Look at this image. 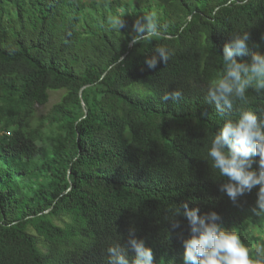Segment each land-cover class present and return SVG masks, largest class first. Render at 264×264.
I'll list each match as a JSON object with an SVG mask.
<instances>
[{"label": "trees", "instance_id": "16d2710c", "mask_svg": "<svg viewBox=\"0 0 264 264\" xmlns=\"http://www.w3.org/2000/svg\"><path fill=\"white\" fill-rule=\"evenodd\" d=\"M151 15L156 34L130 46L134 22ZM243 31L249 50L237 59L264 53V0H0V264H107L129 228L154 264H183L187 219L170 230L165 217L185 203L217 212L253 259L264 255L251 249V227L264 235L258 186L233 205L207 157L226 119L264 109L251 89L224 115L206 102L224 45ZM161 45L170 58L149 69ZM174 90L181 99L162 100Z\"/></svg>", "mask_w": 264, "mask_h": 264}, {"label": "clouds", "instance_id": "9594fccd", "mask_svg": "<svg viewBox=\"0 0 264 264\" xmlns=\"http://www.w3.org/2000/svg\"><path fill=\"white\" fill-rule=\"evenodd\" d=\"M116 23L119 29L124 25L122 19ZM133 27L136 35L130 46L140 45L156 34L157 20L154 15L144 16L137 19ZM249 41L248 31L232 34L230 42L223 47V74L209 82L206 102L221 115L230 112L236 101H244L250 89L264 92V53L254 52L249 60L237 59L248 54ZM169 58V49L161 45L145 63L149 69H154L158 62L167 63ZM119 62H124L123 57H119ZM181 98L182 92L174 90L162 100ZM207 157L218 177L225 179L219 191L226 194L233 205H238L241 197L258 186L252 212L264 219V109H244L239 111L237 119H226L211 139ZM166 212L170 230L180 227L177 219L180 216L186 218L189 225L190 237L183 240V264H264V255L257 253L253 259L238 232L217 222L221 220L217 212L201 215L199 208L190 209L187 203L183 211L174 205ZM127 236V244L114 243L107 248V264H154L152 249L136 237V229L129 228ZM129 248L133 256H129Z\"/></svg>", "mask_w": 264, "mask_h": 264}, {"label": "rangeland", "instance_id": "374dc122", "mask_svg": "<svg viewBox=\"0 0 264 264\" xmlns=\"http://www.w3.org/2000/svg\"><path fill=\"white\" fill-rule=\"evenodd\" d=\"M64 92H65L64 90L50 91L49 101L43 106H37L35 114L31 119L33 125H38L45 119V116L48 114L49 110L53 107L54 104H56L61 99ZM46 145L51 146L52 142L48 141ZM260 221L262 222L264 221V219L260 218ZM251 230L254 235L260 237L259 244L258 243L254 244L251 247V249L252 250L264 249V235L260 232V226L258 227V225L255 224L251 227Z\"/></svg>", "mask_w": 264, "mask_h": 264}, {"label": "water", "instance_id": "95a60500", "mask_svg": "<svg viewBox=\"0 0 264 264\" xmlns=\"http://www.w3.org/2000/svg\"><path fill=\"white\" fill-rule=\"evenodd\" d=\"M86 111V110H85Z\"/></svg>", "mask_w": 264, "mask_h": 264}]
</instances>
